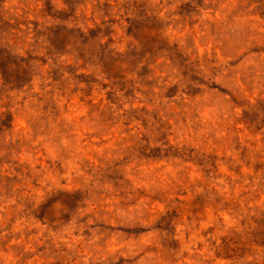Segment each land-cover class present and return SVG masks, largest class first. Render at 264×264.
Listing matches in <instances>:
<instances>
[{
  "label": "rangeland",
  "instance_id": "374dc122",
  "mask_svg": "<svg viewBox=\"0 0 264 264\" xmlns=\"http://www.w3.org/2000/svg\"><path fill=\"white\" fill-rule=\"evenodd\" d=\"M34 2L39 7L30 19L25 16L10 23L0 14V217L8 214L3 210L5 202L15 198L22 208L13 211L16 205L9 206L12 219L18 215L35 218L56 231L74 217L77 225L82 223L86 217L77 213L88 201L112 199V212L98 213L103 217L117 210L127 212L140 197H147L165 202L164 212L150 226L141 225L135 218L116 217L123 221V229L111 228L104 219L90 227L97 228L98 235L104 233V238L120 232V238L134 241L155 231L166 258L174 262L182 246L172 238L179 216L183 214L189 221L203 216L198 224H204L209 214L223 211L231 212L230 218L239 217L241 230H227L213 239L215 227L202 229L200 236L208 238L214 247L211 256L197 257L201 264H239L255 248H264V208L254 203L264 195V87L256 89L250 100L232 79L246 83L251 93L259 82L258 71L264 74V65L257 68L264 59V33L252 26L264 21V0H234L227 25L209 24L208 34L226 57L223 63L215 49L211 56L197 54L195 31L186 33L183 43L168 36L165 29L170 22L148 15V0ZM220 2L178 0V23L192 29L198 23L200 8H214ZM89 4L93 14L86 15L83 9ZM114 4L132 14L118 19L111 14ZM97 12L101 14L98 23ZM243 16L256 19H238ZM20 24L25 29L31 26L32 39L23 53L7 40ZM256 36L262 38L247 39ZM249 58L255 63L245 64ZM185 96L200 99L192 105L185 102ZM224 103L230 105L232 122L218 138L212 122L200 118L198 109L215 106L219 113ZM21 112L26 114L27 128L15 130ZM129 133H133L131 143L116 141L111 147L105 146L106 137ZM170 136L180 142L166 146ZM64 140L69 143L64 144ZM89 147L102 161L100 165H92L78 151ZM48 148L56 153L55 158L48 154ZM76 156L79 168L89 178H79L78 186L72 188L52 185L38 205L24 195L27 185L36 186L48 171L64 184L60 177L67 161ZM148 164L160 165L155 171L171 165L175 176L167 172V179L149 176L147 188L136 187L130 174L140 175L141 165ZM188 167L199 174L195 182L187 180ZM244 167L251 168L249 181L253 176L257 179L255 190L239 187ZM222 179L230 198L219 192ZM189 193L187 202L178 199ZM181 203H186L185 209L179 207ZM10 224L11 219L3 227ZM36 231L25 229V239ZM81 234L85 239L91 236L88 229ZM191 235L186 232L185 239ZM11 238H0V249ZM41 239L43 243L33 242L35 251L14 246L19 264H27L36 255L45 260L52 257L51 264H70L63 245L57 248L50 238ZM195 247L203 251L204 242L198 240ZM183 255L187 264L189 253ZM107 264L131 262L118 257L109 258Z\"/></svg>",
  "mask_w": 264,
  "mask_h": 264
},
{
  "label": "clouds",
  "instance_id": "9594fccd",
  "mask_svg": "<svg viewBox=\"0 0 264 264\" xmlns=\"http://www.w3.org/2000/svg\"><path fill=\"white\" fill-rule=\"evenodd\" d=\"M178 0H148V15L155 16L162 21H168L165 29L166 34L173 39L180 40L183 43V37L186 33L190 31H195V48L199 56L203 57L205 53L211 56L213 49H215L216 56L219 58L220 62H226V57L222 54L221 49L216 47L214 38L208 34L209 24L216 25H227L229 22L227 17L230 11L235 7L234 0H222L216 7H202L199 9V14L196 16L198 23L193 26L192 29H189L187 26L183 28L178 23L180 20L179 15L176 14ZM207 3V0H205ZM39 7V4L34 2V0H0V14L3 15L4 19L9 20L10 23H15L18 19H22L25 16L31 18L32 11ZM83 11L85 14H93L92 6L89 4L84 7ZM111 14L116 16L118 19L123 15H131L132 12L129 11L125 13L124 9L120 8L119 4H114ZM97 23L99 22L100 13H94ZM242 18L244 21L255 20V17H238ZM123 24V21H121ZM264 21H260L258 24H253L254 28H259L261 33H264ZM30 25L28 29H30ZM25 29L24 24H20L19 28L12 29L7 36L9 44H13L17 51L23 53V49L28 47L32 36L31 32ZM203 29V30H201ZM118 32L121 29H117ZM27 33V34H26ZM205 37L203 41L200 39ZM262 37H248L247 39H261ZM230 58V57H229ZM246 63H255L250 58L247 59ZM261 65H264V59L261 60L260 64H257L259 69ZM258 83L253 85V91L249 93L246 83L241 82L238 78L233 77V84L237 87L242 93V95L247 96L248 99H252L256 94V89L264 87V74L260 71L257 73ZM230 87L232 85H229ZM37 91L39 89H36ZM18 99V97H17ZM200 98L189 99L187 96L184 97V100L188 104L195 105L197 104ZM227 101V97L224 98ZM230 105L228 103L223 104V108L218 113L215 106L212 107H203L202 110H199V117L204 121H211L212 128L215 130L216 137H223L225 135V127L230 124L231 115L228 111ZM235 111L239 112L237 107ZM21 128L26 129V114L21 112L16 117L15 130H20ZM135 131V130H134ZM204 131L203 129L201 130ZM191 138V137H190ZM243 138V137H242ZM105 139L108 140L106 147L113 146L114 142L119 141L121 144L131 143L133 139V133L125 135H115L109 136ZM183 139V137L181 138ZM169 145H176L180 141L176 138H168ZM64 144H68L69 141L64 140ZM208 144H212V141H208ZM47 148V145H45ZM79 153L84 155L89 159L94 166H98L102 163L101 160L93 153L91 147L89 148H79ZM96 151H99L98 149ZM48 154L55 158L56 153L48 148ZM231 155V153H229ZM79 156H76L74 159L67 161V166L65 172L60 177L65 181L64 184L59 183L57 176L53 175L51 171H48L43 178L38 181L36 186L27 185L24 195L30 196L32 200L38 205L44 199L45 193L52 185L57 187L72 188L78 186L76 181L84 177H87V174L84 170L79 168L77 161ZM46 167V166H45ZM160 168L158 164H148L146 166L141 165L140 175H131L129 178L132 181V184L136 187L143 186L147 188L151 182L148 177L155 176L160 177L161 179H167L165 173H171L172 176H175V171L171 165L165 164L161 171H155V169ZM130 169V173H131ZM221 171L225 172L226 169L221 166ZM251 172L250 167L243 168V178L239 187L245 189V191L251 189L255 190L257 186V179L253 176V179L249 181L247 178ZM190 173V175H189ZM231 175V173H229ZM187 180L189 182H195L199 178V174L196 169L188 167L187 168ZM235 179V178H234ZM51 181V184L48 183ZM170 182V181H169ZM222 185L219 192L226 199L229 197L228 185L225 184V181L222 179L219 181ZM187 186V185H185ZM173 195L172 193L169 194ZM190 193L188 195L179 196L180 201L187 202L190 198ZM254 203L259 204L264 208V195L260 197L259 200L254 201ZM113 201L110 198H105L101 201H88L87 206L80 208L78 210V217H86L82 223L76 224V217L73 218V221L69 224L63 226L59 230L53 231V229L46 223H41L35 218L26 219L23 215H18L12 219V212H8L10 205H16V209L13 211L19 210L22 208V204H17L15 198L9 199L3 205V210L8 214L0 217V228H3L0 231V238L7 237L11 235V239H8L7 245L4 249H0V264H19L20 257L15 252L14 246H22L25 251H35V242L36 244L43 243L45 239L50 238L52 243L60 248L61 245L67 250L64 255H66L70 261V264H107L109 258L115 260L118 257H123L126 261H130L131 264H185V257L183 253H189V259L187 264H201L200 260L197 257L211 256V251L214 246L209 242V239L200 236V231L209 227H215L217 229L216 233L211 236V238L216 239L219 235L224 234L227 230H236L240 231L241 227L239 226L238 220L239 217L230 218L232 216L231 212L225 214L223 211L216 212L215 215L209 214L207 222L204 224H198L200 219H203V216H195L191 221L188 218H185L183 214L179 216V219L175 222L173 239L179 241L182 245L176 253L177 259L173 262L172 260L166 258V253L159 244L157 233L155 231H148L140 237L139 240H124L121 237L120 232L109 235L107 238L104 233H99V230L94 227H90L95 224L96 220L104 219L111 228H120L125 227L123 221H117L116 217H127L135 218L143 226H150L158 217L159 214L163 213L165 210L164 201H152L147 197H140L136 204L129 207L127 212L122 210H117L114 215H104L101 217L98 213L104 211L105 213L112 212ZM186 203H181L179 207L181 209L186 208ZM183 213V212H182ZM11 219L10 227H3ZM37 229L34 235L28 236L25 239V229ZM84 229H88L91 232V236L87 239L81 234ZM190 231L192 233L191 238L185 239V233ZM19 235H16V234ZM47 233L45 237L44 234ZM198 240L204 242V250L197 249L196 243ZM217 242H219L217 240ZM155 250H152V249ZM52 257H49L47 260L43 259L40 255L33 256L27 261V264H51ZM239 264H264V248H255L254 251L244 257Z\"/></svg>",
  "mask_w": 264,
  "mask_h": 264
}]
</instances>
